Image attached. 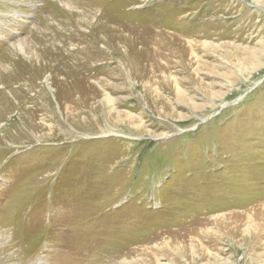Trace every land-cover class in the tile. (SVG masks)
Returning <instances> with one entry per match:
<instances>
[{"label":"rangeland","instance_id":"1","mask_svg":"<svg viewBox=\"0 0 264 264\" xmlns=\"http://www.w3.org/2000/svg\"><path fill=\"white\" fill-rule=\"evenodd\" d=\"M61 1L0 0V264H264V0Z\"/></svg>","mask_w":264,"mask_h":264},{"label":"bare ground","instance_id":"2","mask_svg":"<svg viewBox=\"0 0 264 264\" xmlns=\"http://www.w3.org/2000/svg\"><path fill=\"white\" fill-rule=\"evenodd\" d=\"M59 1H61V0H59ZM62 2V1H61ZM20 3L21 2H15V3H13V5H14V7L16 6V7H18V6H20ZM29 3H31V5H32V2L31 1H29V2H27V4H29ZM12 4V3H11ZM48 5L49 4H51V3H47ZM10 5V4H9ZM6 7V6H5ZM15 7V8H16ZM43 7V6H42ZM7 8L8 9H6L7 10V13L8 14H12V18H15V16H19L20 14L19 13H21V11L20 10H18V9H14V8H10L8 5H7ZM44 8V7H43ZM47 7L45 6V8L44 9H46ZM48 9V8H47ZM6 13V14H7ZM7 14V15H8ZM22 14V13H21ZM10 23H12L11 22V20L9 21V24ZM3 25V24H2ZM1 29H3L2 27H0ZM3 31V30H2ZM64 47H66V44L65 45H62L61 46V49L60 50H63V49H65ZM104 47V46H103ZM23 45L22 44H19L18 46H16V48L14 49L16 52H23ZM59 50V49H58ZM73 55V57H75V58H77V60H82V61H84V63L85 64H87L88 62H90L92 59H93V57H92V55H91V53L89 52V51H87V50H85V49H83V48H79L78 50H77V52H74V54H72ZM71 56V55H70ZM74 58V60H76ZM73 61V60H72ZM77 63V62H76ZM47 84V83H46ZM49 86V85H48ZM4 89V88H3ZM6 89V88H5ZM4 89V90H5ZM8 90V89H7ZM8 92V91H7ZM10 93V92H9ZM12 98H14V97H12ZM258 247L261 249V250H264V232H263V234L261 235V237H260V239H259V243H258ZM159 262V264H161L160 263V261H158Z\"/></svg>","mask_w":264,"mask_h":264}]
</instances>
